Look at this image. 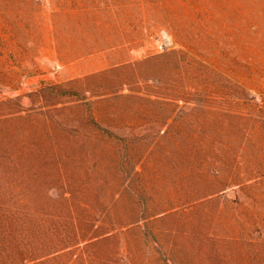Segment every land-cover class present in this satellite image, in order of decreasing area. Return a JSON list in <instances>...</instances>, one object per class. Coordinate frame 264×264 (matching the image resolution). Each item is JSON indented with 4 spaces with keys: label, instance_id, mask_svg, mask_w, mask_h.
Returning <instances> with one entry per match:
<instances>
[{
    "label": "rangeland",
    "instance_id": "374dc122",
    "mask_svg": "<svg viewBox=\"0 0 264 264\" xmlns=\"http://www.w3.org/2000/svg\"><path fill=\"white\" fill-rule=\"evenodd\" d=\"M249 196L264 0H0V264H175Z\"/></svg>",
    "mask_w": 264,
    "mask_h": 264
},
{
    "label": "crops",
    "instance_id": "0c3cea01",
    "mask_svg": "<svg viewBox=\"0 0 264 264\" xmlns=\"http://www.w3.org/2000/svg\"><path fill=\"white\" fill-rule=\"evenodd\" d=\"M253 199L249 196L245 223L237 226L235 237L231 233L229 238L186 239L168 245L174 247L170 253L175 264H264V203L254 205Z\"/></svg>",
    "mask_w": 264,
    "mask_h": 264
}]
</instances>
